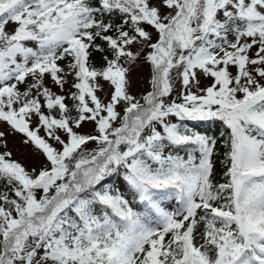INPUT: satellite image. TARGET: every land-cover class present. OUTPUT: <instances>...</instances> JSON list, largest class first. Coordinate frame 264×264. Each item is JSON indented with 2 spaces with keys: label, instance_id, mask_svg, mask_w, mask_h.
Returning a JSON list of instances; mask_svg holds the SVG:
<instances>
[{
  "label": "snow or ice",
  "instance_id": "obj_1",
  "mask_svg": "<svg viewBox=\"0 0 264 264\" xmlns=\"http://www.w3.org/2000/svg\"><path fill=\"white\" fill-rule=\"evenodd\" d=\"M0 264H264V0H0Z\"/></svg>",
  "mask_w": 264,
  "mask_h": 264
},
{
  "label": "trees",
  "instance_id": "obj_2",
  "mask_svg": "<svg viewBox=\"0 0 264 264\" xmlns=\"http://www.w3.org/2000/svg\"><path fill=\"white\" fill-rule=\"evenodd\" d=\"M190 123H196L197 124L196 130L200 131L202 134H206L210 137H216L218 140L221 135V132L223 131V129L218 124H213L210 122H190ZM217 153L218 155L214 158L217 160H222L223 147L219 142L217 144ZM223 171L224 169L220 164L216 166L215 173L218 178L222 177Z\"/></svg>",
  "mask_w": 264,
  "mask_h": 264
},
{
  "label": "rangeland",
  "instance_id": "obj_3",
  "mask_svg": "<svg viewBox=\"0 0 264 264\" xmlns=\"http://www.w3.org/2000/svg\"><path fill=\"white\" fill-rule=\"evenodd\" d=\"M146 76V69L139 68L136 69L133 74V80L139 81L141 86H143V80ZM9 147L13 149L18 158L22 159L26 163L34 162L32 154L24 149V147L19 143V139L16 137H9ZM219 165V163L217 164Z\"/></svg>",
  "mask_w": 264,
  "mask_h": 264
}]
</instances>
